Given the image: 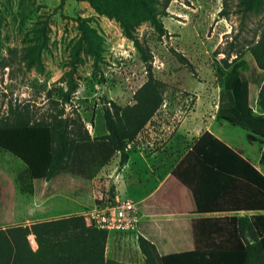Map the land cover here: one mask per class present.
<instances>
[{
	"label": "rangeland",
	"instance_id": "1",
	"mask_svg": "<svg viewBox=\"0 0 264 264\" xmlns=\"http://www.w3.org/2000/svg\"><path fill=\"white\" fill-rule=\"evenodd\" d=\"M165 12L160 20L166 37L159 38L148 22L136 29L137 38L153 57L152 73L166 84V92L160 110L128 145L127 163L121 164L117 154L91 180L61 174L46 182L19 150L0 151V229L81 216L96 204L112 200L127 199L145 207L143 201L168 175L171 177L160 192L171 189L172 194L165 197L159 192L152 197V209L161 207L175 214L205 208L174 173L185 161L193 160L191 147L204 132L239 151L264 174L259 164L261 145H248L244 131L216 120L219 87L213 70L214 59L223 58L216 52L232 39L243 51L247 66L254 64L247 47L264 29V1L255 12L244 11L240 0H170ZM77 19H84L103 39L100 61L95 63L83 47L72 71L78 84L72 105L90 135L106 134L103 108L109 102L121 107L133 104V95L146 81L147 72L115 20L98 15L84 0H65L63 4L61 0H0V117L10 103H30L38 114L44 112L46 91L57 82L65 85L71 71L81 35ZM170 49L188 59L196 78ZM251 94L257 95L254 86ZM249 187L236 181L212 211L234 205L264 212L263 197L258 198ZM180 218L175 225L165 226L166 254L181 249V244H175L180 236L190 241V233L181 230L190 227L191 217ZM30 241L33 244L32 236ZM105 258L122 264L143 262L132 233L109 236Z\"/></svg>",
	"mask_w": 264,
	"mask_h": 264
},
{
	"label": "trees",
	"instance_id": "2",
	"mask_svg": "<svg viewBox=\"0 0 264 264\" xmlns=\"http://www.w3.org/2000/svg\"><path fill=\"white\" fill-rule=\"evenodd\" d=\"M84 1L98 15L120 25L123 36L133 43L145 66L147 79L134 93L133 104L121 107L109 102L104 106L106 134L91 136L72 105L78 88L72 71L83 47L95 63L100 61L103 39L84 19L76 20L81 35L73 52L71 71L65 85L57 82L46 91L44 112L38 114L30 103H10L0 117V151L19 150L46 182L61 174L91 180L117 154L121 164L127 163L128 145L164 102L166 84L154 77L153 57L137 38L136 29L148 22L159 38L166 37L160 17L165 16L170 0ZM263 1L240 0L244 11L255 12ZM234 40L216 52L223 58L213 61L219 87L216 120L244 131L248 145H261L259 164L264 167V29L247 47L254 61L250 67ZM170 53L196 78L194 67L182 53L174 49ZM251 86L257 90L256 96H252ZM67 106L71 107L69 112ZM191 154L193 160L185 161L174 173L205 206L229 193L236 181L250 186L258 198L260 195L264 199V174L212 133H202L192 145ZM25 174L30 176L29 170ZM239 208L236 206L235 210ZM189 233L190 241H182L180 250L166 254L167 240L150 223L140 222V264H264V213L195 219L190 222ZM107 240V232L86 227L82 215L37 222L30 227L12 226L0 229V264H122L105 258Z\"/></svg>",
	"mask_w": 264,
	"mask_h": 264
},
{
	"label": "crops",
	"instance_id": "3",
	"mask_svg": "<svg viewBox=\"0 0 264 264\" xmlns=\"http://www.w3.org/2000/svg\"><path fill=\"white\" fill-rule=\"evenodd\" d=\"M171 176L168 175L165 178L159 180V184L157 187L154 189V191L143 201L145 202V207L140 206L139 204V210H140V222H148L150 223L151 227L155 229V231L165 238L167 240V245L169 244V239L163 234L165 231V226L166 225H175V222L178 219H183L180 217H191L190 222L195 219H201V218H219V217H230V216H244V215H251V214H263V211H257V210H251L249 207H242L240 206L239 209L235 210L236 206L231 205L230 207H226V209L223 210V208H220L216 211H212L215 208V205L218 204L219 201L223 199L226 194H223L213 205L211 206H206L205 208H192V209H185L180 213H175L173 212H168L161 207H157L156 209H152L150 204L152 203V197L156 196L159 194L163 186L167 183V180ZM172 194V190L169 189L168 191L165 192H160V195H164L165 197L169 196ZM158 197V196H157ZM196 198V197H195ZM197 199V198H196ZM211 209V212L209 211ZM253 211V212H251ZM141 217L144 218V220H141ZM139 222V223H140ZM154 222V224L152 223ZM177 230L180 228H176ZM184 232H188L189 234V227L184 228V230H181V233L184 234ZM138 235V231H137ZM184 236H180L175 244H181L182 241L187 242L186 240H183ZM176 252V251H175ZM173 253V252H171ZM168 254V253H167Z\"/></svg>",
	"mask_w": 264,
	"mask_h": 264
},
{
	"label": "built area",
	"instance_id": "4",
	"mask_svg": "<svg viewBox=\"0 0 264 264\" xmlns=\"http://www.w3.org/2000/svg\"><path fill=\"white\" fill-rule=\"evenodd\" d=\"M86 227L106 231L108 237L116 233H132L137 239L140 222L139 203L131 200H112L94 206L82 214ZM35 249L33 241L31 244Z\"/></svg>",
	"mask_w": 264,
	"mask_h": 264
}]
</instances>
